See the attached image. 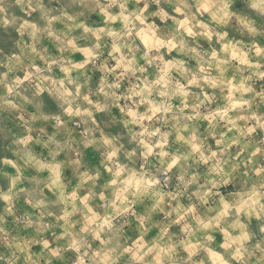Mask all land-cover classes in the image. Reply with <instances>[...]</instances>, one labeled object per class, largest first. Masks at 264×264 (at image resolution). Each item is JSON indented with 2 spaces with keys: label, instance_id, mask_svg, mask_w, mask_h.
<instances>
[{
  "label": "clouds",
  "instance_id": "1",
  "mask_svg": "<svg viewBox=\"0 0 264 264\" xmlns=\"http://www.w3.org/2000/svg\"><path fill=\"white\" fill-rule=\"evenodd\" d=\"M0 264H264V0H0Z\"/></svg>",
  "mask_w": 264,
  "mask_h": 264
}]
</instances>
